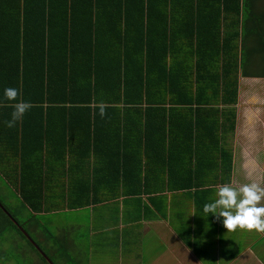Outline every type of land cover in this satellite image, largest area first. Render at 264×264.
<instances>
[{"label":"trees","instance_id":"1","mask_svg":"<svg viewBox=\"0 0 264 264\" xmlns=\"http://www.w3.org/2000/svg\"><path fill=\"white\" fill-rule=\"evenodd\" d=\"M177 1L0 0V244L27 234L46 264H82L46 220L92 206L109 188L96 176L111 172L89 157L107 148L96 147L101 133L121 135V155L130 131L142 135L138 177L142 167L144 179L153 172L154 150L180 163L168 164L170 192L194 190L197 200L211 174L216 184L230 183L226 136L235 130L239 79L264 78V6L181 0L175 12ZM35 29L44 32L40 39L29 36ZM5 87L19 90L17 101L3 100ZM21 99L32 107L8 128ZM84 134L91 141L82 152L75 148ZM182 177L186 183L173 182ZM139 183L131 192L121 185L124 196L151 192ZM40 231L54 244L33 239Z\"/></svg>","mask_w":264,"mask_h":264},{"label":"crops","instance_id":"2","mask_svg":"<svg viewBox=\"0 0 264 264\" xmlns=\"http://www.w3.org/2000/svg\"><path fill=\"white\" fill-rule=\"evenodd\" d=\"M180 1L178 0L172 6L176 8L175 12L181 7ZM261 1L263 7L264 0ZM43 33H39L35 29V32L32 30L29 36L33 39H40L39 37ZM45 35H48L47 30ZM25 37L22 29L19 36L15 37L17 46L19 43L22 46ZM11 45H13V39H11ZM11 52H13L12 46ZM245 111L248 114L245 120L242 119L239 112L236 113L234 130L236 134H238V130L248 132L254 123V119H256V114L250 110L249 106L245 108ZM262 125L264 127V122ZM98 136V140L97 138L94 140V142L97 140L96 147L107 145V148L101 147V151H97L93 155L90 154L89 157L92 163H97L96 169L102 166L103 169L111 172H101L96 176V181L101 187L109 188H101L103 191L97 192L99 202L88 208L75 210L80 211L81 214H86L85 230L80 232L79 241H76L73 236L70 237L73 233L72 228H69V232L66 233L63 230V228L67 229L66 225L59 228L54 227L59 240L67 242L68 245H74L75 259L78 258L82 264H238V262L240 264H264V232L236 229L233 233L238 234L233 238L229 236L223 239L222 235L219 234L212 243L199 241V235L210 233L207 230L210 228L215 230L217 226L220 228L222 226V231L227 232L221 219L211 215L205 217L207 214L202 211V205L214 200L216 190L221 186L214 183V174H211L208 181H205L206 189L209 190L199 196L197 200L192 195L194 190L170 192L167 189L170 180L168 164L170 165L171 161L172 166L175 163L180 166V163L169 159L168 154H165L166 158H164L162 150H154V156L149 159L152 161L149 172H153L144 179L143 167L141 170L143 172L140 173L141 177H138L139 165L140 163L143 164L146 159L144 152L138 151V147L143 142L141 134L130 131L126 135L129 145L122 153L125 156V163H122L121 156L123 155L119 151V137L121 135L112 132L101 133ZM82 138L85 140L75 149L85 152L87 143L91 141L90 135L84 134ZM227 138V144L232 150L234 168L232 169L230 184L237 186L241 183L257 182L264 186V146L250 148L252 143H248V136L243 142L238 143L237 136L234 141L231 135H228ZM158 152L160 153L159 156ZM250 154H255L256 157L250 158ZM237 163L243 174L236 182L234 173ZM121 168L124 170L126 168L127 175L119 179L118 174ZM159 168H161L160 175L157 174ZM179 169L183 170L182 167ZM144 181L150 187V193L124 196L121 185L128 187L131 192V190L136 191L135 187H138V182L143 184ZM186 181L187 179L182 177L173 182L186 183ZM158 187L160 190L157 189ZM260 203L264 205V200ZM70 212L73 211L65 210L58 215L66 217ZM241 231L247 232L252 240H248V235L242 239L239 234ZM252 232H256L254 237ZM256 240L258 241L256 242ZM81 241L85 243L83 250L80 248L81 245H76ZM63 242L61 244H64ZM207 245L211 247L215 245V247L212 249L211 247L208 248ZM212 253L214 256H211ZM4 257L3 245H0L1 262Z\"/></svg>","mask_w":264,"mask_h":264},{"label":"rangeland","instance_id":"3","mask_svg":"<svg viewBox=\"0 0 264 264\" xmlns=\"http://www.w3.org/2000/svg\"><path fill=\"white\" fill-rule=\"evenodd\" d=\"M248 106L250 107V110L256 114L255 115L256 119H254V123L250 126V130L248 131L249 135L247 131L245 133L243 130L241 131L238 130V134H236L235 131L233 134V141L237 136V140H238L237 143L243 142L245 140V137L248 136V143L249 142L252 143L250 145V148H254L257 146H264V127L262 125V122H264V79H252V78L239 79V94H238L237 104L235 106V111L236 113L239 112L243 120H245L248 115L245 111V108H247ZM236 156L238 157V154ZM251 157H256V155L250 154V158ZM242 174L243 172L239 169V164L237 163L235 166L234 180L237 182V180L241 177ZM0 200H4V198L0 196ZM85 218H86L85 213L81 214L80 211L79 212L73 211L68 213L66 217L58 214L51 215L49 218L47 217L46 222H48L49 224V228H50L49 232H51V234L56 235L54 227L66 225L65 227H67L68 229L72 228L73 233L71 234L70 237L73 236L76 239V241H79L81 238L80 232H82V230L83 231L85 230V223H84ZM207 230L210 231V233H206L205 235L203 233L200 234L199 241H203V242L208 241V243H212L215 240L216 236L219 234L222 235L223 239H226L229 236L233 238L234 236L236 237L238 234V233H233L234 230L223 232L222 226L221 228L217 226L215 230L211 228ZM239 234L241 235L242 239L243 237L248 235L247 232H242V231L239 232ZM255 234L256 232L254 233L252 232L253 237ZM31 235L34 236L32 232ZM24 236L26 240L21 239L17 235H12L11 238H8V236L5 237V239L2 241L0 245H3V254L4 256H6V259L3 260L2 262L0 261V264H46L40 259V256L36 252L32 251L27 241H29L32 245H35V243L30 241L29 236L27 234H24ZM33 239L37 240L40 243V245H52L54 243L52 241L53 238H49L48 241H46V237L45 235H42L41 231L36 236H34ZM248 240H252V237H249V235H248ZM257 241L258 240H256V242ZM76 245H81L80 248L82 250L85 248L84 241H81ZM207 246L208 248L211 247L210 245ZM214 247L215 245H213L211 248L213 249ZM211 256H214V254L212 253ZM238 264L240 263L238 262Z\"/></svg>","mask_w":264,"mask_h":264},{"label":"clouds","instance_id":"4","mask_svg":"<svg viewBox=\"0 0 264 264\" xmlns=\"http://www.w3.org/2000/svg\"><path fill=\"white\" fill-rule=\"evenodd\" d=\"M20 92L14 87H5L3 100L17 101ZM3 101L0 100V103ZM10 119L5 121V126L13 128L16 123L23 119L32 105L30 102L19 100L13 104ZM99 115L104 116V109L101 106ZM264 186L257 182L241 183L233 186L225 183L216 190V198L202 205L205 217L211 215L221 219L227 231L236 229L256 230L264 232Z\"/></svg>","mask_w":264,"mask_h":264},{"label":"water","instance_id":"5","mask_svg":"<svg viewBox=\"0 0 264 264\" xmlns=\"http://www.w3.org/2000/svg\"><path fill=\"white\" fill-rule=\"evenodd\" d=\"M39 252L44 256V254L39 250ZM49 262V261H48ZM50 263V262H49Z\"/></svg>","mask_w":264,"mask_h":264}]
</instances>
